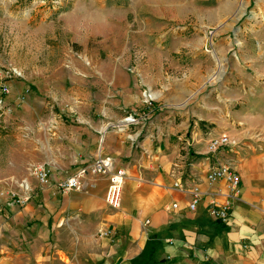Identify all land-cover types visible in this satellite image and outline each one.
I'll return each mask as SVG.
<instances>
[{
    "label": "rangeland",
    "instance_id": "rangeland-1",
    "mask_svg": "<svg viewBox=\"0 0 264 264\" xmlns=\"http://www.w3.org/2000/svg\"><path fill=\"white\" fill-rule=\"evenodd\" d=\"M175 115L235 122L237 149L264 150V0H0V245L24 264L37 247L41 264H115L118 236L78 212L40 233L33 170L70 159L82 129L132 142Z\"/></svg>",
    "mask_w": 264,
    "mask_h": 264
},
{
    "label": "crops",
    "instance_id": "crops-1",
    "mask_svg": "<svg viewBox=\"0 0 264 264\" xmlns=\"http://www.w3.org/2000/svg\"><path fill=\"white\" fill-rule=\"evenodd\" d=\"M233 116L235 120V113ZM167 118V129L157 124V131L147 136L138 129L134 139L141 138L132 142L126 137L131 133L128 128L109 132L85 128L75 137L70 159L45 155L41 162L58 170V175L53 172L54 182L100 155L112 158L116 168L126 171L127 179L118 209L106 203L109 178L105 175H87L78 191L40 188V201L44 202L40 222L48 225L51 218L57 221L64 210H71L92 219L97 228L111 229L118 236L113 247L115 264H264V150L236 147L212 155L208 152L211 139L222 134L235 138V122L210 129L193 126L189 116L179 124V116ZM226 164L241 177V194L229 225L209 214L212 197L222 200L218 190L225 191L224 183L210 186L206 181L213 167ZM176 182L187 190L200 185L211 196L205 195L192 212L188 209L192 194L175 188ZM175 203L177 209L172 208ZM5 205L16 219V204L7 201ZM44 224L43 235L47 233ZM16 247L11 242L0 245V264H24ZM32 250L34 255L26 264H41L39 247Z\"/></svg>",
    "mask_w": 264,
    "mask_h": 264
},
{
    "label": "built area",
    "instance_id": "built-area-1",
    "mask_svg": "<svg viewBox=\"0 0 264 264\" xmlns=\"http://www.w3.org/2000/svg\"><path fill=\"white\" fill-rule=\"evenodd\" d=\"M7 90V89H5ZM127 120L126 122H128ZM134 122V121H132ZM238 146L235 138L222 134L218 137L211 139L209 143L208 152L212 155L219 153L223 149H234ZM33 175L37 178L41 186L51 187L54 186L63 192L80 190L83 187L84 179L87 175H105L109 178V187L106 194V202L110 207L118 208L123 193V189L127 179V173L124 169H118L114 165V161L110 157L98 156L94 162L81 168L75 174L68 176L60 181H53L52 170L45 164H39L33 170ZM208 185L214 186L224 183L225 191L221 189L218 193L222 195V200L218 201L212 197L209 205V214L217 222L225 225L231 224L233 218L234 203L239 199L241 194V177L234 171L231 164L219 165L213 167L206 175ZM175 188L183 191L190 192L192 199L188 204V209L196 212L199 203L204 196H211L201 190L200 185H196L193 189L187 190L182 182H176ZM177 203L172 205L173 209H177ZM100 234L102 237H111L113 232L111 229H101Z\"/></svg>",
    "mask_w": 264,
    "mask_h": 264
},
{
    "label": "bare ground",
    "instance_id": "bare-ground-1",
    "mask_svg": "<svg viewBox=\"0 0 264 264\" xmlns=\"http://www.w3.org/2000/svg\"><path fill=\"white\" fill-rule=\"evenodd\" d=\"M214 77V76H213ZM126 122V121H125Z\"/></svg>",
    "mask_w": 264,
    "mask_h": 264
}]
</instances>
